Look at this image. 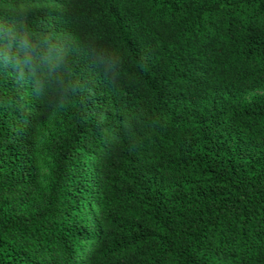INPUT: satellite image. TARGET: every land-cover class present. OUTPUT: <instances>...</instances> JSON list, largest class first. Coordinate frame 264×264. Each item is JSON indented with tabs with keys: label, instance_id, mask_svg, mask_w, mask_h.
Here are the masks:
<instances>
[{
	"label": "trees",
	"instance_id": "obj_1",
	"mask_svg": "<svg viewBox=\"0 0 264 264\" xmlns=\"http://www.w3.org/2000/svg\"><path fill=\"white\" fill-rule=\"evenodd\" d=\"M0 264H264V0H0Z\"/></svg>",
	"mask_w": 264,
	"mask_h": 264
},
{
	"label": "rangeland",
	"instance_id": "obj_2",
	"mask_svg": "<svg viewBox=\"0 0 264 264\" xmlns=\"http://www.w3.org/2000/svg\"><path fill=\"white\" fill-rule=\"evenodd\" d=\"M41 171H42V181H44V184L46 182H48V178H47V173H48V169L46 168L45 164L43 161H41Z\"/></svg>",
	"mask_w": 264,
	"mask_h": 264
}]
</instances>
